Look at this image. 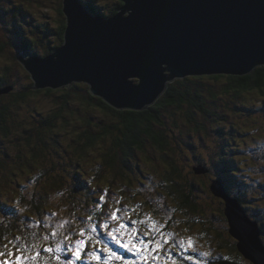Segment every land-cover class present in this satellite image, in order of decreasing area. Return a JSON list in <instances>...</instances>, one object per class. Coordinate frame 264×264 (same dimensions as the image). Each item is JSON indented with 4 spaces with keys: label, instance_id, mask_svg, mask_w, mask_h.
Returning <instances> with one entry per match:
<instances>
[{
    "label": "rangeland",
    "instance_id": "obj_1",
    "mask_svg": "<svg viewBox=\"0 0 264 264\" xmlns=\"http://www.w3.org/2000/svg\"><path fill=\"white\" fill-rule=\"evenodd\" d=\"M82 2L85 4L93 3L99 6L100 11L110 13L122 0H83ZM60 9H62V0H0V43L6 44L5 51L0 55V76L3 73H8L9 84L14 85L16 89H26L33 85V80L28 71L17 59L19 49L16 45L21 44L23 39L29 40L32 51L28 55L40 57L48 55L49 47L52 50L62 46L64 41L60 40L58 29L60 20L65 18V15L62 17ZM110 16L112 14L106 17ZM214 82L212 79L207 80L205 78L201 82L194 78L186 81L181 87L191 90L200 87L204 89L203 85L206 84L213 86V88L216 86L215 88L220 90L222 83ZM77 90L76 88L75 91ZM57 97L58 94H41L31 99V103L19 107L15 111V117L24 123L39 122L51 112ZM224 98H221L218 104L211 105V109L215 111L214 116L208 118L197 112V120L207 128L205 133L192 131V125L186 116L174 108L169 107L162 116L169 137L181 154L179 156V154L171 151L174 163L182 166L185 171L184 174L188 177L191 176V169L200 165V160L212 171L211 175L205 177L208 187L200 190L198 200L201 205L204 204L202 209L190 211L186 208H180L179 205L178 208L180 209L174 208V200L167 191L162 189L164 186L161 184L160 173L166 167L161 162L162 154L149 145L146 147L151 158L149 159L146 153H141L140 163L142 165L134 166L129 170L128 174L131 176L128 177L135 180L131 190L123 192L124 190L121 188L122 179L118 178L120 180L113 183L109 176L97 182L94 181L87 190L85 185L82 186V181L85 178L91 179V175L94 176L95 169L93 166L97 160L101 159L100 151L104 149V145L99 143L98 146L91 149L89 152L92 153L81 159V164L79 162L74 163L77 156L70 145L71 137L67 130L70 128H67L66 131L61 129L59 130L61 134L57 137L58 152L55 160L59 161V164L62 163L58 170V175L64 178L62 187L56 183L53 174H49V177L52 176L51 180L48 179V176L42 175L49 169L51 160L41 163L35 171L33 169L24 172L18 171L13 178L12 175H9L15 170L11 169L7 172L5 180L2 178L0 183V225L5 226L11 222V228L22 229L16 234H10L2 242L3 245H0V253H2L0 264L5 261L11 264L18 255H35L38 250L42 252L45 247L50 245L54 247V241L57 238L51 236L52 231L73 235V241L75 238L77 239L80 227H86L89 223L87 211H82V216L78 215V210H83L80 201L83 200L85 204H89L90 198L84 195L87 193L89 196H93L90 204H98L96 208L93 207L98 210L103 203V201H99V197L105 196L108 203L102 210L109 221H111V213L117 211L122 206L121 204L123 206L120 210H124L127 204L133 207V211L130 208L131 211H123L122 213L117 211L118 220L111 221L110 228L104 229L103 232L105 233L102 232L98 236L113 250L121 251L123 249L126 251L127 257L122 253H117L124 258L121 260L124 264H173V260H175V264H217L216 259L223 256L233 260H241L240 257H237L234 249L232 251L230 247L219 248L217 237L210 232V229H214L215 232L224 234L223 238L228 239L231 245L237 242L229 234V224L223 209L224 204L221 198L218 200L210 194L209 184L211 179L216 177L225 178L230 193L238 199L241 197L245 200V204L249 205L250 208L247 210H260L264 214V112L249 111L248 109L250 107L259 108L263 101L258 98L257 103L256 97L252 96L245 102L240 101L238 103L240 108L238 109L233 103H230V108L216 106L225 104L227 100H232L233 97L229 95ZM0 99L3 98L0 96ZM3 100L8 101V98ZM3 100L0 101V104L3 103ZM222 100L225 102L221 103ZM225 105L228 106L227 103ZM90 114L89 117L93 118L94 121H100L106 117L105 114L96 110ZM71 122L75 124V118L71 119ZM255 127L259 128L256 129ZM12 146L8 139L0 138V156L9 151V148L12 149ZM143 154L146 157H143ZM13 155L15 156V153ZM228 159L233 160L231 162L233 169L223 172V167L226 166ZM36 193L38 196L44 195L48 198V201L44 198L43 207L45 210H36L37 213L33 208L30 210L27 207V204L31 206L34 199L37 201ZM21 197L25 198V202H21ZM143 198L153 208L144 207V211L140 210L136 204ZM20 208H24V212H20ZM29 214L31 215L30 219L24 221ZM105 218L101 219L99 224H102ZM192 218L195 219V222L193 224L188 223ZM13 220L15 221L13 222ZM140 220L151 227L148 232H151L152 229L155 232L153 240L162 245V247L154 245L156 251H151L147 255V260L142 259L132 250L121 247L120 244L106 235L112 227H119L120 223H124L127 227L116 234L117 239L121 243L128 244L131 248L129 241L136 243L137 237L142 238L146 233L138 222ZM98 221L94 220L91 223L97 224ZM62 224L64 225L63 228L59 227ZM204 230H209V232H204ZM102 234L104 238H102ZM45 235L49 236L48 241L43 239ZM13 239L17 242L14 243ZM22 246L25 249L23 253L17 251ZM229 252L232 253L231 256H229ZM100 254L106 256L104 252H100ZM169 254H171V258H168ZM61 256L73 260L67 251L63 252ZM157 256L159 259L153 258ZM187 259L188 261L185 262ZM52 260H54L52 254H42L39 258V264ZM244 261L245 264L250 262L247 259ZM54 264H57L56 261Z\"/></svg>",
    "mask_w": 264,
    "mask_h": 264
},
{
    "label": "water",
    "instance_id": "obj_2",
    "mask_svg": "<svg viewBox=\"0 0 264 264\" xmlns=\"http://www.w3.org/2000/svg\"><path fill=\"white\" fill-rule=\"evenodd\" d=\"M62 11L63 45L46 57L17 56L34 89L84 83L116 110L144 111L176 80L245 76L264 65V0H124L110 17L93 14L81 0H62ZM12 90L0 88V96ZM210 190L225 201L238 251L264 264L259 224L222 181H212Z\"/></svg>",
    "mask_w": 264,
    "mask_h": 264
},
{
    "label": "trees",
    "instance_id": "obj_3",
    "mask_svg": "<svg viewBox=\"0 0 264 264\" xmlns=\"http://www.w3.org/2000/svg\"><path fill=\"white\" fill-rule=\"evenodd\" d=\"M123 4L124 0H122V2L110 13H104L100 11V9L98 8L99 6L94 5L93 3H86L85 6L93 14L103 15L106 17L107 15H114L118 13L119 8H121ZM60 12H62L61 14L63 17L64 13L62 9H60ZM65 28L66 19L63 18L62 20H60L58 29V34L61 41L64 40ZM29 42V40L23 39L21 44H15L17 46V49H19L18 54L20 52H26L28 55V53L32 51ZM5 48L6 44L0 43V55L3 54ZM55 49L51 50V47H49L47 54H51ZM8 77V73H3L2 76H0V88H13L10 93L4 94V96L1 95V98H8V101L0 99V101L3 100V103L0 104V138L6 140L8 139L10 141V144L14 147L12 146V149L9 148V151L6 150L7 152H4L0 156V183L2 182V178L5 180L7 172L11 169L15 170L12 171L9 175H12L13 178L18 173V171L24 172L25 170L30 171L32 169L35 171L37 167H40L41 163H45L51 160L52 162L49 164V169L43 172L42 175L48 176V179L51 180L52 176L49 177V174H53L56 183H59L58 185L62 187L64 185V178L58 175V170L62 163L59 164V161L55 160L56 154L58 152L56 147L58 144L57 137L61 134L59 130L63 129V131H66L67 128H70L67 129L70 132L71 137L70 145L72 146V151L75 152L77 156V159L74 163L79 162L81 164V159L86 158L87 156H89V154L92 153L89 152L91 149L98 146L99 143H103L102 145H104V149L100 151L101 159L97 160L93 166V169H95L94 176L91 175V179L88 180L86 178L84 180L82 179V186L85 185L87 187V190L90 186H92V183H94V181L97 182L99 180H102L106 176L111 177L113 183H115L117 180H120L118 178H121L123 181V185L121 186L122 190H124L123 192L131 190V186L135 180L128 177L131 176L128 174L129 170L134 166L142 165L140 163V160L142 158L141 153H146L147 157L149 159L151 158L150 155H148L149 152H147L146 147L147 145H149L150 147H153V149L155 148L156 150L160 151L162 154V161H160L164 163V166H166L165 169H163V171H161L160 173L162 179L161 184L162 186H164L162 189L167 191L168 195L174 200L175 209L186 208L190 211H197L199 209H202V206L204 204L201 205V202L198 200L200 196V190H204L205 187H208V183L206 182L203 175L195 173L194 167L191 169V176L188 177L184 174L185 171L183 170V167L174 163L171 156V151H173V153L175 154H179V156H181V154L173 145V141L169 137L170 135L166 130L165 122L162 118L165 110L171 107L176 109V111L178 112H182L189 120L190 124L192 125V131H194L195 133H205V130H207L204 124L197 120V112L202 113L208 118L214 116L215 111L211 109L212 106L215 103L218 104L221 98L229 95H231V97L233 98L232 100L226 101L228 106L225 105L226 103L216 106H225L226 108H230V103H233L238 109L240 108L238 107V103H240V101L245 102L246 99L254 96L256 97V101L258 98H260L263 103H261V106H259V108H248L249 111L264 112V65L258 66L251 73L245 76L212 75L187 77L182 80H176V82L170 83L165 94L153 106L144 111L116 110L108 103L104 102L103 99L94 96L90 92V87L84 83H75V85H72L71 87L62 89L45 88L37 90L34 89L33 81L32 86L27 87L26 89L18 90L14 85L9 84ZM194 78L199 79L201 82H203L205 78L207 80L212 79L217 83L221 82L222 86L220 90L215 88L216 86L213 88V86H207L206 84L205 85L207 87L203 85L204 89H201L200 87L191 90L190 88L181 87L186 81L193 80ZM76 88L78 89L77 91H75ZM41 94H58V97L55 99V105L50 110L51 112L48 114V116H44V119L39 122L26 123L15 117V111L19 107L23 106L24 104L31 103V99L38 97ZM224 102L225 101L223 100L221 101V103ZM257 103L256 106H258ZM209 106L211 107L209 108ZM95 110L102 112L106 117L100 121H94L93 118L89 116L91 115L90 113L93 114ZM73 118H75L76 120L75 124L71 122V119ZM255 128L257 129L259 127ZM13 153H15V156L13 155ZM143 157L146 156L143 154ZM232 161L233 160L228 159L226 166L223 167V172L231 171L233 169L231 164ZM200 162V165L208 168L209 173L211 171L209 167H207L201 160ZM76 169L79 170L80 168ZM208 173L204 175H207ZM214 180L222 181L227 189L228 194L231 197L238 199L230 193L226 184V179L222 177L211 179L209 184V192L211 195L215 197V195L210 190L211 182ZM84 195L90 198L89 204H85L84 201L81 200L80 203L83 206V210H78V215L82 216V211H87L89 215L93 216V221L99 220L97 223L99 224L100 220L106 217L103 214L104 212L102 208H104V206L108 203L107 200L103 201L100 210H98L94 209L98 204H90L91 198L93 196H89L88 193ZM133 195L135 196L136 194ZM21 198V202H25V198ZM44 198L48 201L47 197H44V195L38 196V194L36 193V199L38 202L34 199L31 203L32 207L30 206V204H27V207H29L30 210L33 208L35 213H37L36 210H45L43 207V204H45ZM215 198L220 200L217 197ZM221 201L225 205V201L223 199H221ZM133 203L135 204V202ZM121 205L123 206V204ZM136 205L139 206L140 210H143L144 207H152V205L148 203L144 198ZM178 205L180 208H178ZM122 206L119 208V210L122 208ZM243 206H245V208L247 206L248 208H250L249 205ZM84 208H87L89 210H86ZM129 208L132 210L133 207H130L127 204L124 210H120L119 212L122 213L123 211H131L129 210ZM223 209L225 210V207ZM194 215L196 218H198L196 214ZM30 217L31 215L29 214L24 219V221H28ZM14 221L15 220H13V222ZM109 222L112 223L111 221ZM194 222L195 219L192 218V220L188 223L193 224ZM10 223L11 222H9L5 226L0 225V245H3L2 242H4L10 234H16L17 231L22 229H16L13 227L11 228ZM140 225L142 226V229H144L148 234L144 235L142 238L137 239L136 243L139 244L141 241L147 242L149 240H153L155 232L152 229L151 232H148V229L151 227L147 226L146 222L144 221H142ZM210 228L213 227L210 226ZM103 230L104 229L98 228L96 235L99 236L100 233L103 232ZM213 231L214 229H210V232H212L218 239L219 248L230 247L231 250H235L237 257L241 258V260H233L231 258L223 256L216 259V263L245 264V257L238 251L237 242L231 245L228 239L223 238L224 234L215 231L214 233ZM204 232H209V230H204ZM79 238L80 237H77V239ZM86 238L87 237H81L80 239ZM102 238H104L103 234ZM13 242L16 243L17 241L13 239ZM93 244L89 243L88 247L85 248V254L83 255V258L78 261H74L76 262V264H96V261L91 259L86 254L87 251L91 249ZM95 247L97 250H99L100 248L99 245H96ZM150 247H154V245H150ZM132 252L136 253V250L133 249ZM150 253L151 251H148L147 255ZM229 254V256L232 255L231 252H229ZM100 255L102 258L104 257V254ZM187 261L188 259L185 260V262ZM49 264H52V262L49 261ZM108 264L124 263L121 260L109 259ZM248 264L252 263L249 262Z\"/></svg>",
    "mask_w": 264,
    "mask_h": 264
},
{
    "label": "snow or ice",
    "instance_id": "obj_4",
    "mask_svg": "<svg viewBox=\"0 0 264 264\" xmlns=\"http://www.w3.org/2000/svg\"><path fill=\"white\" fill-rule=\"evenodd\" d=\"M105 196L101 195L99 197V201H104ZM119 211V209H117ZM117 211H113L111 213L110 219L111 221H117ZM20 212H24V208H20ZM87 221L89 223L86 227H80L78 235L79 237H87L86 239H75L73 241V238L71 235L66 233H57L56 231H52L51 236L53 238H57L54 241L55 246L52 247L51 245L48 247L43 248L42 252L37 251L35 255H28L25 256L23 254L16 256V264H33V262H36V264H39V258L42 254H52L57 264H74V261H78L83 258V255L85 254V248L88 247L90 242H94L93 246L89 251H87V255L96 261V264H108L109 259H117V260H123L124 258L119 256L111 247H109L108 244L101 241L98 236L96 235L98 228L103 229H109L110 228V222L109 219L106 217L102 224H95L91 223L93 221V216L89 215L87 217ZM137 223V222H134ZM139 223H142V221H139ZM46 226V225H45ZM63 224L59 225V227L63 228ZM127 226L124 223H120L119 227H112L110 231L107 232V235L115 241L117 244H120L121 247L128 248V250H136V254L138 256H141L142 259L147 260V252L148 251H156V247H150V245H156L157 247H162V245H159L158 242L154 240H149L147 242L141 241L139 244L132 243L131 240L129 243H131V248H129L128 244H123L120 242V240L117 239V233L121 232L124 228ZM133 231H136V229H133ZM148 233H145L147 235ZM18 239V238H17ZM45 241L49 240V236L45 235L43 237ZM96 245H99V250L96 249ZM24 247L18 248L17 251H20L21 253L24 252ZM67 251L72 257L73 260H66L63 259L61 254ZM100 252H104L107 255L103 258L100 255ZM2 255V253H0ZM154 259H159V257H153ZM171 258V254H169V257ZM191 259V257H189ZM173 264H175V260H173Z\"/></svg>",
    "mask_w": 264,
    "mask_h": 264
},
{
    "label": "flooded vegetation",
    "instance_id": "obj_5",
    "mask_svg": "<svg viewBox=\"0 0 264 264\" xmlns=\"http://www.w3.org/2000/svg\"><path fill=\"white\" fill-rule=\"evenodd\" d=\"M240 135H241V133H240ZM208 167V166H207ZM210 169V168H209ZM211 173V171L207 174V175H203L204 177H207V176H209V175H211L210 174ZM242 198L240 197V199H239V201H240V203H241V205H242V207H244L243 205H246L245 204V200H241ZM247 206V205H246ZM224 207H225V205H224ZM245 209V211H246V213L248 214V217L250 218V219H253V220H256L257 222H258V224H259V226H260V230H261V240H262V242H263V244H264V214L263 213H261V211L260 210H247V209H249L248 208V206L246 207V208H244ZM120 211V210H119ZM132 225H134V224H132ZM139 238H141V237H137V239H139ZM66 251H64V253H65ZM239 255H240V253H239ZM63 258V257H62ZM244 258V257H243ZM63 259H65V258H63ZM245 259V258H244ZM66 260H69L68 258L66 259ZM52 262V264H54V262H55V259H54V261H51ZM57 263V262H56ZM2 264H9V262H7V261H5L4 263H2ZM11 264H16V259H14V261L11 263ZM44 264H49V262H46V263H44ZM78 264V263H77Z\"/></svg>",
    "mask_w": 264,
    "mask_h": 264
}]
</instances>
